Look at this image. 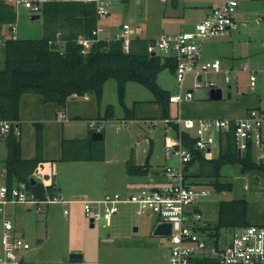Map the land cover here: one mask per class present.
<instances>
[{
	"label": "rangeland",
	"instance_id": "1",
	"mask_svg": "<svg viewBox=\"0 0 264 264\" xmlns=\"http://www.w3.org/2000/svg\"><path fill=\"white\" fill-rule=\"evenodd\" d=\"M207 1L168 0L165 3L162 0H112L108 7L110 14L102 24L106 25L112 38L121 32L123 24L131 25L134 35L142 38H159L164 33H182L193 30L197 23L205 19L201 11L208 9ZM236 1L238 2L239 30L249 33L253 46L258 48L257 54L253 56L252 64L244 60L238 61L240 65L247 63L249 69L258 71V83L254 88L248 76L244 74L237 76L233 71H229L228 74L214 72L205 74V82H215L217 88L223 91V99L219 101L210 100V89L207 87L202 88L204 93L202 97H194L195 102H205L211 106L214 113L208 117L209 119L241 118L248 109L256 107L255 99L261 98V106H264V0ZM10 5L15 12L16 9L22 8L15 3ZM23 10L26 12V17L22 22L18 20V37L39 39L49 34L52 26L46 23L42 11L35 14L40 15L38 19H32L34 14L29 10ZM259 18L261 20L257 23ZM166 25H172V28L165 29ZM192 25L194 27L189 28ZM53 32L55 31L53 30L50 34ZM10 37L11 33H8L1 39ZM1 43L0 40V65L1 62L4 65L5 48ZM55 45L62 48L63 43L56 42ZM227 75L231 77L230 82H226ZM189 78L191 81L187 80L185 88L189 86L190 89L193 87V78L191 76ZM160 84L166 87L167 91H177V81L169 70L161 73ZM229 94H232L231 99ZM38 96L32 94L22 97L21 128L18 129V133L25 152L28 153L31 148L35 150L37 156V124H41L43 158L42 137L46 128L45 123L48 122L30 120L33 117H42L40 107L43 103ZM91 100L94 105H91L87 111L90 116H93L92 120L85 118L79 121L72 118L67 122L66 130L62 123H58L54 127L55 130H52L53 126H51L47 133L50 139L48 157L54 159L53 171L48 170L47 173L52 178L56 177L57 187L61 188L59 194L62 198L57 197L59 202L43 205L42 212H37L31 205L11 204L12 202L5 205V215L11 219L14 227L13 234L31 245L29 250L17 251L18 261L20 264H169L171 249L169 238L154 234L155 226L159 222L155 214L137 215L132 205L123 204L119 212L112 217L109 225L106 220H101L95 222L92 227L90 219L83 213V205L72 203V201L100 200L107 194L114 193L130 195L170 184L166 168L178 166L179 160L168 154L166 140L175 136V132L163 122V108L155 101L153 93L138 83L130 82L127 85L125 98L127 110L119 103L115 79H110L106 83L100 101L93 98ZM55 104L62 109L66 106ZM109 105L113 108V114L104 119ZM181 106L182 117H193L188 115L191 109L187 103ZM64 110L62 111L65 112ZM55 115H49L52 117L51 121H55ZM93 120L103 125L104 139L99 143V146L104 148L103 159L60 161L63 155L62 140L67 138L66 140L71 141L68 137L83 138L85 135L88 137V130L91 131L88 121ZM71 121L75 123L69 125ZM58 138L61 141L60 146H58ZM29 142L30 145H28ZM73 146H76L75 143L69 142L68 148L71 155H74L75 151ZM53 148L54 152L50 153ZM220 151L219 143L216 142L212 147L213 158H217ZM149 153L148 172L144 175H129L126 159L129 161L132 158L135 165L136 163L145 165ZM253 160L264 163V159L260 158L259 149L255 150ZM201 167L200 170V164L197 163L190 172L195 177L196 183L200 184L208 195L200 197L193 206L201 207L209 225L216 223L221 201L240 198L249 201L250 221L264 224L263 172L242 173L239 165H225L221 169L219 179L233 183L234 187L232 191L217 192L211 184L214 182L213 179L206 177L205 174L200 176L204 173L203 166ZM1 229L0 225V254L3 255ZM15 230L17 233L14 232ZM202 235L205 239L209 238L207 234ZM222 236L224 239L232 238L233 231L223 230ZM108 239L112 241H106ZM208 242L212 243V240L208 239ZM72 254H81L83 257L81 260L72 261L70 258Z\"/></svg>",
	"mask_w": 264,
	"mask_h": 264
},
{
	"label": "built area",
	"instance_id": "2",
	"mask_svg": "<svg viewBox=\"0 0 264 264\" xmlns=\"http://www.w3.org/2000/svg\"><path fill=\"white\" fill-rule=\"evenodd\" d=\"M47 0H13L16 5L29 10L32 14H39L42 4ZM96 5L98 24L91 36L79 38V43L88 51L95 43L105 41L101 33L105 29L99 21L109 16V5L112 0H84ZM166 2L167 0H162ZM238 2L225 0L223 4L215 7L201 22L197 23L191 31L176 34H163L156 39H146L147 53L150 55L173 58L176 69L173 73L177 81V91L170 95L169 102L182 105L191 101L195 96H203V87L211 90L219 89L215 82H205L204 75L209 72L226 73L222 70L219 59L213 61L202 60V44L209 39L227 35L238 26ZM261 18L257 20L259 23ZM11 37L17 39V26L10 24ZM112 40L123 43L124 50L131 51L132 43L142 40L135 36L131 25L123 24L122 30ZM249 72L251 86L256 83L254 71L244 68ZM193 78V87L185 88L189 77ZM201 78V79H200ZM226 82L231 81L226 76ZM163 122L171 127L175 136L167 138L166 149L168 154L178 158L179 165L167 167L170 184L163 187H155L142 190L139 193L124 195L121 193L107 194L100 200L81 201L83 212L94 223L106 220L109 225L112 217L119 212L120 206L130 204L137 215L147 213L155 214L158 224L170 223L171 234L169 264H198L205 260L208 264H264V225H251L241 228L238 236L233 231L231 241L222 245L220 237L208 235V242L200 232L195 230L194 224L202 221L203 215L190 208L200 198L208 195V192L195 185L188 177L187 167L199 155L206 160H213L212 147L221 140L226 142L228 135L233 137L236 148L245 154L249 148L255 152L260 151L261 160L264 159V106L254 107L248 110L246 115L238 119H192L184 118L180 114L163 118ZM153 124V123H152ZM13 122L0 120V135L9 133ZM103 125L99 121H90L89 127L95 132H101ZM18 133V128H16ZM38 169L34 178L37 182L48 186L46 178ZM20 203L32 205L37 212L43 211V205L59 202L58 198L47 200L39 199L35 193L27 189L25 183L9 189L6 185L0 186V217L2 218L3 231L1 246L3 255L0 254V264H20L17 251L29 250L31 245L24 239L13 234V224L5 216V205L8 203ZM62 202H65L62 200ZM67 211L65 210V214ZM156 225V226H157ZM155 226V227H156Z\"/></svg>",
	"mask_w": 264,
	"mask_h": 264
},
{
	"label": "trees",
	"instance_id": "3",
	"mask_svg": "<svg viewBox=\"0 0 264 264\" xmlns=\"http://www.w3.org/2000/svg\"><path fill=\"white\" fill-rule=\"evenodd\" d=\"M42 13L46 23L52 26L49 34L39 39H13L5 41L4 68L0 70V120L13 122V126L5 139L8 158L0 162V185L5 183L9 189L20 183H25L30 192L41 200L57 198L59 189L52 183L45 186L40 182L33 184L31 179L38 166L44 162L41 152V124H37L38 154L33 159H24L22 144L16 128H20V103L25 94H37L42 103H58L65 106L73 97L94 95L98 101L102 99L105 85L110 79L117 82V92L120 105H125L128 83H138L150 90L164 113V118L170 116V92L162 89L158 83L159 75L165 70L174 73L176 62L173 58L153 56L147 53V42L136 40L132 43L130 52H126L123 43L118 40L95 43L88 51L79 43L81 36H91L97 27L98 15L96 5L85 1L47 0L42 4ZM40 15H33L35 19ZM16 12L10 2L0 0V26L14 24ZM58 38L64 41L62 48L55 45ZM52 34H50L52 31ZM113 114L111 105L107 107L104 119ZM100 119V118H99ZM98 119V120H99ZM103 130V129H102ZM101 130V133H102ZM89 137L84 140H71L75 143L74 155L68 148L70 140H62V158L60 161H100L103 159L104 148L100 141ZM103 134V133H102ZM104 135V134H103ZM251 148L239 156L233 137L228 135L226 146L221 147L220 154L213 160H206L199 155L187 167L188 177L195 185V177L190 172L195 164L203 166L204 173L200 176L214 180L212 186L217 192L232 191L233 183L221 181V169L225 165H239L242 173L263 172L264 163L253 160ZM148 155L146 164L135 165L132 158L127 162V171L131 176L144 175L149 167ZM5 169V173L3 170ZM208 170V172H207ZM199 177V176H198ZM255 224L250 221V204L245 198L221 201L218 210V220L213 226L202 229L210 236L220 237L223 230H236ZM198 264H208L200 260Z\"/></svg>",
	"mask_w": 264,
	"mask_h": 264
},
{
	"label": "crops",
	"instance_id": "4",
	"mask_svg": "<svg viewBox=\"0 0 264 264\" xmlns=\"http://www.w3.org/2000/svg\"><path fill=\"white\" fill-rule=\"evenodd\" d=\"M5 1H8L10 3H14L13 0H5ZM64 1H82V0H64ZM224 1L225 0H208L207 1V6H206L208 9L207 10H202L201 14L206 18L210 14V11H212L211 9L213 7L220 6L221 4L224 3ZM23 9L24 8L16 9V21H15L16 26H18V20H19V22H22V20L25 19V17H26V12ZM106 18H104V19H106ZM104 19L99 21L101 26L105 29V31L101 33V37L105 41H110L115 36L112 38L111 37L112 35H110V33L108 32V28L106 27V25L102 24ZM237 23H238L237 28L234 29V30H231L227 35L221 36V37H219L217 39L206 40L202 44V60L203 61H213V60L219 59L221 61V65H222V70L223 71H228V72L229 71H233L237 76H238V74H244V75L248 76L249 79H250V75L251 74L249 72L244 71V68H247L250 71H254L255 75H256V78H257L255 86H254V88H256L257 87V83H258V75H257L258 71L249 69L248 66H247L248 65L247 63L240 65L238 60H244V61H247V62L252 64V60L254 59L253 56L255 54H257L258 48L257 47L255 48L253 46V42H252L253 40H251L252 37H251V35L249 33H243V32H241L239 30V28H240L239 19H238ZM97 24H98V22H97ZM194 25L189 26V28L192 29L194 27ZM244 25H245V27L247 26L246 23H244ZM166 28L167 29H171L172 25H166L165 29ZM17 30H18V27H17ZM59 31L60 32H58V34H57V42L58 43H63V45H64V41H61V40L58 39L59 36L61 35V33L62 34L64 33V30L60 29ZM8 33H11L10 25H2V26H0V40L2 41L1 44H2V46H4V48H5L6 39H1V37L3 38V36L8 34ZM164 34H166V33H164ZM173 34H176V33H173ZM17 37H18V35H17ZM137 37H139L140 39L142 38L140 36H137ZM18 38H20V37H18ZM146 39H156V38H152V37L142 38V40H146ZM259 51H261V50L259 49ZM3 68H4L3 62H1L0 70H2ZM160 75L158 77V83L162 87V89L167 91V89H165L166 87H164L163 85L160 84ZM188 80L191 81V78H189ZM250 84H251V82H250ZM185 86H186V84H185ZM186 88L189 89V86L186 87ZM173 93H175V92H170V94H173ZM25 95H32V94H25ZM25 95H23L22 97H24ZM231 97H232V94H229V98L230 99H231ZM92 98L95 99L96 101H98L97 98L94 95H87V96H84V97H73V98H70L67 101V103H66L67 108H66V106L63 108V109H65L64 110L65 112L62 111L63 109H62L61 106L56 105L55 103H51V104L50 103H43V105L40 107V113L42 114V117L41 118L33 117L32 119H30V120H39V121H43V122H48V123H45L46 124L45 125L46 128H45V131H44V135L42 137V140L44 142V144H43V146H44V151H43V160H44V162L41 163L38 166V169L40 170L39 172H41V174H43L44 177L46 178L45 182L48 183L46 185L49 186L52 183H54L55 187L58 188L57 184H56V177L52 178L50 176V174L48 175V173H47L48 170L50 172L53 171V165H54V164H52L54 159H52L51 157H48L49 147H50V139H49V135H47L48 131L50 130L51 126H53L52 130H55L54 127L57 126L58 123H62L64 130H66V124H67V122L69 120H72V118L75 119V120H79V121H83L85 118H88L87 120H89V119L92 120L93 116H90L88 114V111H87L89 109V107H91V105H94V103L91 100ZM33 100L36 101L35 99H33ZM39 100H41V97L39 98ZM195 101H196V99H193L191 101L185 102V103H187L189 105V107L191 109V111L188 113V115L190 114L193 117H190V118H192V119H209L208 117L212 116L213 113H214L212 111V109H211V106H209L205 102H195ZM255 101H256V103H255L256 107L258 105L259 106L262 105L261 104V102H262L261 98L258 99V100L255 99ZM20 105H21V103H20ZM45 105H47V106H45ZM181 109H182L181 105L178 106V105L169 103L170 117H173V116H176V115H179V114L182 116V110ZM248 110L246 111V113L248 112ZM106 112H107V110H106ZM246 113H245V115H246ZM53 114H56L55 115V121H51L50 120L52 118L50 116H52ZM46 119H48V120H46ZM227 119H229V118H227ZM20 121H21V118H20ZM88 122H90V121H88ZM69 123H70L69 125H73V123H75V122L71 121ZM88 132L90 134V130H88ZM6 137H7V134L6 135H0V162H5L7 160V158H8V149H7V146L5 144ZM88 137L85 135L83 138H71V137H68V139L70 138L71 140H84V139H87ZM20 139H21V137H20ZM57 141H58V146H60L59 145L60 142H61L60 139L58 138ZM30 142L28 143V145H30ZM21 144H22V141H21ZM226 144H227V140H226V142L224 140H221V142L219 143L220 149H221L222 146L225 147ZM51 152H54V148L52 149V151H50V153ZM253 154H254V152H253ZM22 156H23L24 159H33V158L36 157V152H35V150L30 148L29 152L26 153L25 152V148H24V146L22 144ZM126 162H128V159H126ZM136 165L143 166L144 164L136 163ZM48 166H50V167L48 168ZM3 173H5V169L3 170ZM2 185H6V184L2 183ZM199 186H201V185H199ZM58 189H59V192H60L61 188H58ZM59 192L57 193V196L60 198L61 195L59 194ZM121 194H124V193H121ZM124 195H127V194H124ZM82 201H84V200H82ZM80 202L81 201H78V200H73L72 201V203L81 204ZM69 203H71V201H69ZM11 204H15V203H11ZM25 205H27V204H25ZM48 205H50V204H48ZM191 210H196V211L200 212L203 215L202 221L197 223V224H194L195 230H197L201 234H208L207 232H203L202 229L207 228L209 226H213V225H209V223H207L206 219L204 218V214L201 211V207L200 206H193V208ZM48 212H49V210H48ZM5 216L9 219V217L7 215H5ZM0 225H1V228H2L1 229V232H2L3 231V226H2V218L1 217H0ZM230 230H232V229H230ZM14 232L17 233L16 230ZM1 235H2V233H1ZM106 241H112V240L108 239ZM230 241H231L230 237L224 239L223 236H222V243L221 244L225 245V244L229 243Z\"/></svg>",
	"mask_w": 264,
	"mask_h": 264
},
{
	"label": "water",
	"instance_id": "5",
	"mask_svg": "<svg viewBox=\"0 0 264 264\" xmlns=\"http://www.w3.org/2000/svg\"><path fill=\"white\" fill-rule=\"evenodd\" d=\"M38 18H39V16H37V19ZM32 19H35V18L32 17ZM154 55L155 54H153V56ZM222 99H223V91L220 88L211 90L210 100L219 101ZM92 139L94 141H100V140L104 139V135L101 132H94L92 134ZM239 156L240 157L242 156L240 150H239ZM31 181L33 182V184H36V182H37L34 177L31 179ZM90 221H91V226L93 227L94 226V220L91 219ZM171 229H172V226L170 223L158 224L155 227L154 234L158 235V236H169L171 234ZM135 230H137V228H135ZM240 233H241V228H238L236 234L239 236ZM82 257L83 256L81 254H72L70 258L72 261H78V260H81Z\"/></svg>",
	"mask_w": 264,
	"mask_h": 264
}]
</instances>
